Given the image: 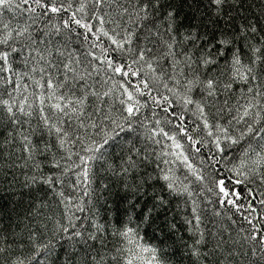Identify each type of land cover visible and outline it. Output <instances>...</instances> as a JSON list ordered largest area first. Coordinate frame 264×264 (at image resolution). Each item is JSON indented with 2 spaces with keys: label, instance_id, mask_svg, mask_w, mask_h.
<instances>
[{
  "label": "trees",
  "instance_id": "trees-1",
  "mask_svg": "<svg viewBox=\"0 0 264 264\" xmlns=\"http://www.w3.org/2000/svg\"><path fill=\"white\" fill-rule=\"evenodd\" d=\"M161 2L160 15L169 10V5L177 10L178 22L174 27L185 34L195 30L197 35L206 34L213 41L217 36L231 39L239 49L242 63L253 68L254 80L251 76L247 81L233 78L231 69L225 63L231 58L230 45L223 50L224 55L219 57L218 66H209L201 72L200 78L204 79L207 72H211L221 83H230L231 87L218 88L215 97H207L202 90L197 89L189 94L193 100L205 106L210 125L218 124L227 128L238 142L231 144L223 140V134L213 128L214 134L221 137V147L224 148L223 152L217 150L199 111L192 105L185 106L182 103L183 90L173 96L163 88L164 83L172 87L168 76L174 72L168 62L161 59L157 72H160V66L164 72L161 74L160 87L153 95L157 99L160 95L170 97L172 103L169 112L162 111L161 107L149 99L141 109L137 122L133 123L132 131L117 136L116 141L119 143L109 148L103 159L89 165L88 183L82 184L77 178L79 170L74 167L78 162L75 153L83 154V147L91 141L102 142V135H97V129L81 133L78 121H73L77 125L74 134L81 135L84 144L77 141L74 145L66 143L60 146L56 134L48 133L44 127L33 95L37 91L34 80L40 79V76L36 73L23 76L31 64L25 66L17 59L12 67L21 74V87L14 94L18 101L22 96H28L31 109L27 105L25 108L31 111V115L17 112L15 108V115H10L0 106V237L3 238L5 249L0 253V264H15L18 259L23 260L24 264H65L63 257L70 245L75 249L74 264H92L87 259L89 253L97 261L103 256L101 264H124L128 256L140 257L134 258L133 264H147L152 253L142 252V248H154L159 264H250V248L255 242L247 237L254 231L253 225L264 228V160L259 164L252 163L264 157V149L261 148L264 132L260 131L264 129V0L226 2L218 15H213L205 6L207 0ZM90 8L91 5L88 14L92 15ZM108 12L111 14V9ZM100 14L103 15V10ZM3 20L19 27L31 24L29 31L44 27L42 18L33 23L27 19V15L19 13L6 11ZM59 20L58 17L54 22L59 23ZM249 24L255 25L256 33L242 34L241 28H247ZM104 27L111 32L110 25L106 23ZM81 31L79 28L76 32L62 30L60 36L52 38L53 44L50 47L55 55L56 42L60 41L62 46L64 40L70 38L68 46L80 57V67H88L89 70L94 67L96 72L93 73L92 81L96 82L98 90H107L109 84L105 81L110 69L92 60L87 53L91 51L103 60L100 47L95 45L103 43L107 48L109 42L103 38L101 42H95L91 36L85 39L77 35ZM132 47H136L135 40ZM189 47L193 55L198 54V50L190 44L183 50ZM254 47L260 51L254 52ZM108 55L117 63L131 58L126 53H114L111 49ZM13 59L14 56L10 57V61ZM253 60H256L255 64ZM114 80L119 81L120 77L116 76ZM25 84L28 85L26 91L23 88ZM5 89L12 91V85L0 86V92ZM4 98L7 99V95ZM140 99L143 102L147 98ZM105 100L94 119L111 135L112 120L124 123V116L115 93L110 104L107 98ZM249 102L256 107L249 116L240 119L243 114L241 106ZM92 103L93 98L89 97L88 104ZM105 112L111 119L105 118ZM44 114H51L47 106L44 107ZM179 116L183 117L182 121L177 118ZM157 120L158 127L170 136H175L182 149H175L172 141L162 135H150V129L156 127ZM248 126L253 128V132L246 131ZM124 127L127 129L126 123ZM241 133L244 135L241 136ZM24 136H28L35 145L30 157L24 151ZM178 151H182V157L175 155ZM183 157H187V162ZM129 158L135 161L134 166H130ZM242 161L245 162L243 167ZM57 164L60 167H56ZM189 164L191 167H188ZM123 168L129 169L127 174L122 172ZM165 175L171 180H164ZM49 178L53 182L51 185L45 182ZM220 180L224 181L225 190L229 194L233 191L240 194L239 197H231L239 208L229 204L224 193L220 192L217 186ZM238 180L240 183L236 182ZM170 182L172 188L168 187ZM134 186L138 189L135 192L132 190ZM61 192L63 196L59 195ZM129 199L138 206V212L132 214L131 222L126 212ZM145 206L153 208L146 222L139 215ZM78 207H82L83 211L77 210ZM249 219L251 224L248 223ZM99 225H103L102 232ZM125 226L134 229L139 237V247L129 245L125 238L115 234ZM63 227L84 233V239L88 233L94 234L97 239L89 240L87 244L75 237L69 241V233H65ZM44 245L54 247V254L46 255Z\"/></svg>",
  "mask_w": 264,
  "mask_h": 264
},
{
  "label": "snow or ice",
  "instance_id": "snow-or-ice-1",
  "mask_svg": "<svg viewBox=\"0 0 264 264\" xmlns=\"http://www.w3.org/2000/svg\"><path fill=\"white\" fill-rule=\"evenodd\" d=\"M226 2L235 3L236 0H207L205 6L212 11L213 15H218ZM90 5L92 15L88 14ZM161 7V0H0V86L12 85V91L5 89L0 92V106L6 109L10 115H15L14 108L17 112L31 115V111H26L25 108V105H27L28 109H31L28 96L24 95L18 101L17 95L14 94L20 90L21 74L17 73L12 67L17 59L21 60L25 66L31 64L28 71L23 73V76L28 77L29 73H36L40 76V79L34 80L37 91L33 95L40 111V119L44 122V127L48 133L56 134L59 145L62 147L66 143L74 145L77 141L82 145L84 144L81 135L74 134L77 125L73 121H78V129L81 133H87L90 129H97V135L103 137L102 142L91 141L84 146L83 154L80 152L75 153L78 162L75 163L74 167L79 170L77 178L82 184L86 185L88 183L89 165L93 161L103 159L109 148L119 143L116 141L117 136L125 131H132L133 123L137 122L141 109L147 105L149 99L154 105L161 107L162 111L169 112L172 103L170 97L160 95L157 99V96L153 95V92L160 87L161 74L164 72L162 66H160V72H157V66L161 59L166 60L174 72V74L170 73L168 76L172 87L164 83L163 88L173 96L179 95L180 90H183L182 103L185 106L192 105L199 111L204 126L208 129V135L213 137L217 150L223 152L224 148L221 147V137L214 134L213 128L223 134V140L231 144L238 142L229 134L227 128L218 124L210 125L206 118L205 106L199 101L193 100L189 94L193 89H197L202 90L207 97H215L218 88L231 87L230 83H221L211 72H207L204 79L200 78L203 70L212 65L218 66L219 57L224 55L223 50L230 45L232 46L231 58L225 63L231 69L232 77L247 81L251 76L254 80L253 68L242 63L239 49L235 47L231 39L217 36L213 41L206 34L197 35L195 30L187 31L185 34L178 27H174L178 22L177 10L169 5V10L160 15ZM108 9H111V14H109ZM102 10L103 15L100 14ZM6 11L27 15V19L33 23L42 18L44 27L43 29L37 28L29 31L32 27L31 24H26L24 27L11 25L10 22H4L3 20V14ZM58 17L60 18L59 23H55L54 21ZM93 21H95V25ZM106 23L111 26V32L105 30ZM77 28L83 30L77 35H81L85 39L91 36L95 42H101L102 38L109 42L107 48L104 47L103 43L95 45L100 47L101 55L104 56L103 60L91 51L87 53L88 56L92 57V60L102 63L110 69V74L105 81L109 84L107 90H98L96 82L92 81L93 73L96 72L94 67L91 70L88 67H80V57L74 49L68 46L71 43L70 38L64 40L62 46L60 41L56 42L55 55L53 48L50 47L53 44L52 38L60 36L62 30L76 32ZM256 31L257 29L253 24H249L247 28H241L242 34L245 32L254 34ZM177 34L180 36L179 40H177ZM134 40L136 42L135 48L132 47ZM144 41L148 43L145 44ZM17 44H19V47H17ZM188 44L195 47L198 54L193 55L191 47L183 50ZM109 49L114 53H126L131 58L125 59L123 63L114 62L111 56L108 55ZM253 51L259 52L260 49L254 47ZM13 56L15 59L10 61V57ZM117 59H119V55ZM255 63L256 60H253V64ZM88 64H91V61H88ZM185 68L188 69L187 72L184 71ZM14 76L16 77L15 80L13 79ZM116 76L120 77L119 81L114 80ZM23 88L26 91L28 85L25 84ZM248 91L251 92L252 89L249 88ZM77 92H79V95H77ZM114 93L118 103L122 106L124 123L112 120L113 127L110 135L102 124L96 122L94 116L100 113L101 105L106 102L105 98H107V103H111ZM5 95H7V99L4 98ZM89 97L93 98L92 105L88 104ZM141 97L147 99L142 102ZM164 104L167 107H163ZM45 106L51 110L50 115L44 114ZM241 107L243 108V114L240 119H243L249 116L256 105L249 102ZM237 111L239 112V109ZM170 114L177 115L176 113ZM105 118L111 119L107 116V112H105ZM177 118L183 120L182 116ZM13 122L15 123V121ZM125 123L128 126L127 129L124 127ZM228 123H231V121ZM65 124L67 127H65ZM158 125L159 121L157 120L156 127L150 129V135L153 137L162 135L172 141V146L175 149H182V145L176 141L175 136H170ZM180 127L182 128L183 125L181 124ZM246 131L251 133L253 128L248 126ZM260 131L264 132V129H260ZM243 135L244 133H241V136ZM23 141L24 151L30 157L35 145L32 144L28 136H24ZM110 141L113 143L110 144ZM193 143H196V141H193ZM261 148L264 149V144H261ZM175 155L179 158L183 156V153L178 151ZM245 155H247V152H245ZM257 156H259V153H257ZM68 158L70 159L71 156L69 155ZM183 159L187 162V157H183ZM261 160H264V157L254 160L252 163L259 164ZM129 161L130 166L135 165V161H132L131 158H129ZM244 164L245 162L242 161L241 167ZM56 167H60V165L57 164ZM188 167H191V165L189 164ZM128 171V168L122 169L125 174ZM163 179L166 181L171 180L167 175ZM45 182L49 185L53 183L51 178ZM236 182L240 183L239 180ZM217 186L220 192L224 193L227 202L233 207L239 208L236 201L231 197H239L240 194L235 191L229 194L225 190L223 180L218 181ZM139 187H142V185ZM168 187L172 188L173 184L170 182ZM132 190L135 192L138 189L134 186ZM59 195L63 196V193L61 192ZM85 195H87V192H85ZM128 205L126 212L129 215V222H131L132 214L138 212V206L131 199L128 200ZM154 207L155 205H153ZM153 208L145 206L139 212L140 219L145 222L148 221ZM77 210L83 211V208L78 207ZM189 223L191 222L189 221ZM248 223L251 224L252 221L249 219ZM74 228L75 226L72 225V229ZM98 228L101 232L103 231V225H99ZM253 228L254 231L247 237L248 240L255 242L250 248V264H264V228L255 225H253ZM63 231L69 233L67 237L69 241L75 237L81 239L82 243L87 244L89 240L95 241L97 239L91 233L86 234V239H84V233L70 230L69 227H63ZM115 234L125 238L129 245L139 247L137 243L139 237L133 228L125 226L123 230H117ZM44 247L47 249L46 255L54 254V247L49 245H44ZM4 251L3 238L0 237V253ZM74 251V247L70 245L69 250H66V255L63 257L65 264H74ZM117 251L119 252L120 249H117ZM125 251L131 250L126 249ZM141 251L152 253L151 259L147 260V264H153V261L159 264L154 248H142ZM134 258L138 259L140 257H125L124 264H133ZM87 259L92 264H101L103 256H101L100 261H97L96 257L89 253ZM112 259L115 260L116 257L113 256ZM15 264H24V261L18 259Z\"/></svg>",
  "mask_w": 264,
  "mask_h": 264
}]
</instances>
